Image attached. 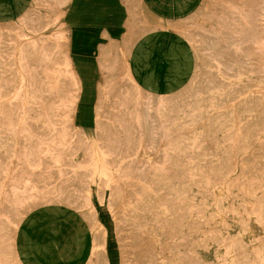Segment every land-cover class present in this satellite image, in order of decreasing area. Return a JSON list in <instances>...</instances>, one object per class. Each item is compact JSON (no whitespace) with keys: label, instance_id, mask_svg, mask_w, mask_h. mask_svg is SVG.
Wrapping results in <instances>:
<instances>
[{"label":"rangeland","instance_id":"1","mask_svg":"<svg viewBox=\"0 0 264 264\" xmlns=\"http://www.w3.org/2000/svg\"><path fill=\"white\" fill-rule=\"evenodd\" d=\"M64 12H55L47 0H33L18 25L16 19L0 21V264H26L19 230L32 216L49 211L38 208L51 204H64L53 206L80 216L76 209L93 211L89 222L97 219L96 208L104 224L97 247L109 233L110 264H119L120 249L121 264H140L134 246L133 221L138 219L132 214L120 219L114 209L120 196L111 197L113 187L121 191V182L129 181H141L142 187H133L137 198L127 207L134 213L146 204L152 216L164 217L163 260L156 264H264V90L256 86L241 91L213 70L193 73L180 90L160 96L169 142L162 146L150 181L122 167L116 176L117 164L131 166L135 154L114 157L98 143L94 152L88 130L72 125L80 92L72 56L64 65L69 87L46 79L47 64L55 67L60 55L51 44L68 34ZM42 22L54 31L30 30ZM40 59L44 70L32 67V73L29 65ZM27 70L33 77L25 76ZM201 82L211 88L200 89ZM118 92L132 94V109L142 101L136 84ZM118 114H108L107 124L121 130L122 124L111 118ZM78 134L84 136V161L75 157L82 150L74 142ZM66 155H71L68 162Z\"/></svg>","mask_w":264,"mask_h":264},{"label":"bare ground","instance_id":"2","mask_svg":"<svg viewBox=\"0 0 264 264\" xmlns=\"http://www.w3.org/2000/svg\"><path fill=\"white\" fill-rule=\"evenodd\" d=\"M47 1L51 4V8L58 13L63 11L71 0ZM129 4L132 6L129 9L130 18L127 23V34L122 40L112 41L98 51L104 83L100 86L99 91L97 127L88 130L86 133L94 152L96 151L95 144L98 143L101 148H107V151L114 157L121 155V159H123L126 154L132 156L135 154L136 161L131 166L123 163L117 164L115 167L117 171L114 172L116 176H120L119 171L122 167L124 170L129 169L135 177H140L145 182H149L153 176V170H155V162L161 161V155L164 152L162 146L169 141L165 137L161 123L162 100L159 95L140 88L142 101L137 108L132 109L133 98L130 97L131 93L122 95L118 92L121 87L134 88L135 83L127 62L134 42H137L138 37L147 31L163 27L173 28L193 48L194 76L204 70H213L218 77L233 83L241 91L256 86L264 90V0H204L191 17L167 21L155 17L143 4L137 8L132 0ZM15 24H19L17 19ZM35 25L30 28L31 31L37 30L42 34L54 31L53 26L50 27L43 22L38 26ZM69 40L68 34H64L51 44L56 49L54 52L61 56L56 58L55 67H49L47 64L48 69L45 70L47 71L46 79L55 82V84L57 82L62 88L70 86L69 81L64 78V65L68 62L67 59L71 60ZM29 50L31 49L26 51L29 52ZM25 56L27 57V54ZM41 61L40 59L38 62L36 60L31 62L29 65L31 72L32 67L35 69L40 67V71L44 70L41 68ZM216 61L221 63L220 66L216 64ZM32 75L27 70L25 76L30 78V76L33 77ZM115 80H119L120 85L112 84ZM199 80H203V78L199 77ZM246 82L247 84H245ZM198 86L200 89L211 88L209 83L201 82ZM113 89L116 92H110ZM114 112L119 114L117 117L111 118L122 124L121 130L115 129L116 126L114 125L107 124L110 119L108 114L112 115ZM72 125L77 127L75 124ZM83 137L82 134H78L74 142L78 146L76 149L82 148L75 157L84 161L87 158ZM70 158L71 155H66L64 161L68 162ZM109 159L111 162L109 166L113 168L115 166L113 158L109 157ZM92 165L95 169V162ZM93 173L94 171H90V177ZM92 180L91 177L89 179L91 186ZM121 185H123V189L118 191L114 187L112 188L113 184H110V188H112L111 197L114 199L116 194L120 196L115 200V213L120 219L125 218L128 214L137 217L138 220L133 221L135 223L134 246L137 253L141 254L140 264H156V260H163L161 230L164 232L167 230L163 221L164 217L162 215L158 218L152 216L146 204L139 205L138 207L143 209L136 210L134 214L133 210L127 207V203L129 200L135 199L134 189L136 187L140 189L142 182H121ZM218 191L222 193L225 189ZM136 224L138 225L136 226ZM98 241L99 237H97ZM93 260L96 261V259Z\"/></svg>","mask_w":264,"mask_h":264},{"label":"crops","instance_id":"3","mask_svg":"<svg viewBox=\"0 0 264 264\" xmlns=\"http://www.w3.org/2000/svg\"><path fill=\"white\" fill-rule=\"evenodd\" d=\"M125 1L71 0L65 8L63 19L68 27L73 68L80 87L74 123L84 130L97 127L99 91L104 83L98 51L112 41L122 40L128 31L132 5L129 4L131 0L128 4V0ZM203 1L132 0L136 8L143 4L151 14L165 21L191 17ZM31 5L33 0H0V21L18 19ZM138 38L127 59L136 86L159 96L180 90L194 72L195 58L189 42L169 29L150 30ZM53 205L64 204L38 208L49 211L32 216L19 230L17 240L25 263L110 264L107 250L109 233L106 242L97 247V233L104 224L96 208L97 219L89 222L88 215L93 211L71 207L80 211L82 217ZM121 260L120 249L119 264Z\"/></svg>","mask_w":264,"mask_h":264}]
</instances>
